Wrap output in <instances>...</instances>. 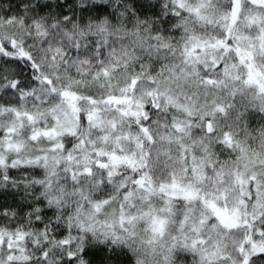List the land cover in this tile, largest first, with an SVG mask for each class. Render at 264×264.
Returning <instances> with one entry per match:
<instances>
[{"label":"clouds","instance_id":"9594fccd","mask_svg":"<svg viewBox=\"0 0 264 264\" xmlns=\"http://www.w3.org/2000/svg\"><path fill=\"white\" fill-rule=\"evenodd\" d=\"M0 264H264V0H0Z\"/></svg>","mask_w":264,"mask_h":264}]
</instances>
